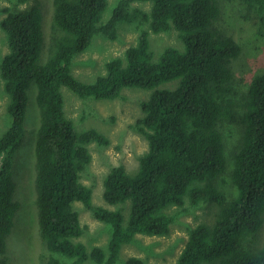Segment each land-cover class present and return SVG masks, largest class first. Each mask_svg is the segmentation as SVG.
<instances>
[{"label": "trees", "instance_id": "1", "mask_svg": "<svg viewBox=\"0 0 264 264\" xmlns=\"http://www.w3.org/2000/svg\"><path fill=\"white\" fill-rule=\"evenodd\" d=\"M29 1L16 0V7L0 10L9 48L0 61V93L8 96L11 120L0 137V264H10L7 239L20 209L14 162L26 135L32 83L39 112L35 204L49 254L43 264L89 259L117 264L122 247L137 235L167 236L181 215L202 204L216 205L215 221L190 227L176 264H264V70L241 88L233 63L244 46L219 27L220 0H120L113 9L109 0H52L47 48L42 2ZM135 3L151 8L145 11ZM240 3L246 19L259 24L261 36L264 0ZM19 4L29 5L20 9ZM136 22L148 28L123 58L106 64L105 75L92 83L73 75L75 57L97 36L116 40L124 25ZM172 30L183 49L168 46L155 60L151 34ZM63 87L80 99L98 101H114L124 89L150 91L140 103L143 116L133 126L147 143L137 157L138 169L130 173L123 164L112 166L103 183L108 205L130 202L126 222L122 208L93 203L94 189L84 182L93 161L90 145L106 148L110 140L96 129L79 130L67 117ZM230 126L237 130L227 136ZM81 207L111 226L106 249L94 247L88 253L79 240L89 228L81 222ZM126 264L147 263L131 257Z\"/></svg>", "mask_w": 264, "mask_h": 264}, {"label": "rangeland", "instance_id": "2", "mask_svg": "<svg viewBox=\"0 0 264 264\" xmlns=\"http://www.w3.org/2000/svg\"><path fill=\"white\" fill-rule=\"evenodd\" d=\"M119 1L109 0L111 8L113 9ZM32 2L33 0H30L29 4ZM41 2L44 11L45 48H47L51 42L52 0H41ZM15 3L16 0H0V10L7 7L14 8L16 7ZM29 4H19L18 7L23 9ZM220 5L223 17L219 27L244 46L242 57L233 63L234 72L239 81L243 83L241 88L244 89L257 72L264 70V30H262L261 36H257L259 24L256 21L246 19V10L241 5L240 0H220ZM133 6L145 11H149L151 8L150 3H135ZM108 10L110 11V7ZM106 16L108 17L109 14ZM4 17L5 15L0 13V23ZM147 28L148 26L136 22L124 25L116 40H109L101 35L97 36L86 52L75 57L72 65L73 75L82 82H94L98 76L106 74V64L111 59L123 58L127 49L137 44L141 30ZM150 44L155 60L168 46L183 49V44L175 30L158 35L151 34ZM8 51L7 38L0 27V61ZM43 55L44 57L47 56V49L44 50ZM42 61L44 60L42 59ZM36 93V84L32 83L28 91L26 135L22 146L16 153L14 162L15 199L20 204V209L15 218V225L7 239L6 255L10 264H43L45 259L49 257L39 235L35 204L34 149L35 136L39 127ZM62 93L66 115L79 130L96 129L110 140V145L106 148L99 147L95 143L90 145L93 161L88 172L84 175V182L94 189V205L112 210L122 208L126 222L130 202L117 207L108 205L103 199V183L112 166L123 164L130 173L138 169L137 157L146 151L147 143L133 126L143 116L140 103L149 98L150 91L124 89L121 97L114 101H98L94 98L83 100L66 87L62 88ZM0 95L1 137L9 127L11 120L6 111L8 96L3 90H1ZM236 130L234 126L225 127V134L228 136L229 131L235 133ZM82 209L80 210L81 222L89 228L79 240L86 244L88 253H91L94 247L106 249L112 235L111 226L99 222L89 211ZM216 214V205L202 204L201 207L191 209L181 215L177 222L172 225L171 232L167 236L137 235L132 243L122 247L120 260L117 264H126L131 257L140 258L147 264H176L187 243L190 227L194 228L200 223L213 224ZM261 235L263 239L264 225ZM62 260L69 263L64 258ZM84 264L95 263L89 259Z\"/></svg>", "mask_w": 264, "mask_h": 264}]
</instances>
